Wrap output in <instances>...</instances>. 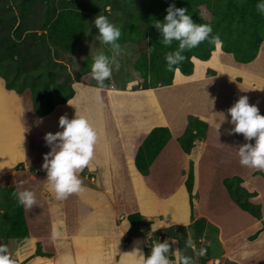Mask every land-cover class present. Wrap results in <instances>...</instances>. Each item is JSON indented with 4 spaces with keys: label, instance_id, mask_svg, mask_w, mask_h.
<instances>
[{
    "label": "rangeland",
    "instance_id": "rangeland-1",
    "mask_svg": "<svg viewBox=\"0 0 264 264\" xmlns=\"http://www.w3.org/2000/svg\"><path fill=\"white\" fill-rule=\"evenodd\" d=\"M5 1L6 4L13 7L14 14H18L21 0ZM92 2L95 4L94 9L88 5L84 8L85 31L75 51L69 54L59 53L58 61L67 65L68 72L72 76L80 73L86 60L89 58L92 59L97 53L102 52L106 57L110 58L114 55L111 44H105L98 39L99 32L93 22L97 15L102 14L107 16L109 21L118 26L121 30L122 24L126 20L128 14H144L146 11V0H92ZM146 45V41H142L141 43L122 44L120 46L121 51L117 57L120 67L112 71L109 77L110 86L108 88L123 89V91L111 92L113 94L115 93L114 104L108 96L111 95L110 91L104 88L102 93L105 96L102 100V107L106 114L107 124H111L112 122L110 115H107L110 111L118 109V113L124 114V118H126L125 123L128 126L127 130L130 133L127 135V140H129L130 143L125 147V152L120 156V161L126 172L124 174V179H114L113 181V190H115L116 198L131 200L134 209L141 208V211L144 210L153 214H159L160 217L155 218V223L162 221L160 226H163L167 223L168 219L186 222L189 217V209H191L190 201L189 203L188 201H184L181 195L183 192L182 184H179L177 179L173 180V186L164 184L162 180L159 184L161 192L159 195L156 194L157 208L152 207V200L149 195L150 186L144 178V175L136 170H132V174L127 172L128 164H131V169H134L132 163H130V161H133L131 152H133L137 142L140 144L142 143V138L145 136L146 131L159 126V124L166 126V122H168L170 128L180 129L184 132L192 118L196 117L202 119L205 115L210 116L208 109L211 107L210 95L212 91L211 89L206 90L204 87L214 88L215 83L212 86L208 85L204 87H200L201 85L198 87V83L180 85L179 82H182L180 80H184L186 76L178 71L176 73L177 82L175 86L153 87L147 89L145 92L138 91L142 89L143 79L139 73L135 71L133 63L139 56V53L142 52L143 47L145 49ZM215 51L218 52L212 60H209V65L210 67H214L216 72L225 73L220 76L218 88L215 87L216 104L214 106V117H212L211 120H213L214 123L217 122L216 127L220 129H225L227 125L234 127V124L230 123L231 118L228 112L226 116V109L231 107L242 95L247 96L248 103L250 105L255 104L259 113L264 115V79H259L260 74H262L264 78V57H262L264 53V43L261 45V50L257 59L253 64L245 67L237 66L233 55L222 51L220 47ZM260 58L262 60H260ZM194 63L195 68L193 74L198 76V74L201 73L202 67L198 63V59H194ZM53 69V65L45 60L42 68L36 75L41 73L47 76L48 71ZM234 72L240 73V75L238 74L236 76V80L227 78L228 75H234ZM243 74L248 76L252 82L248 80L247 83L243 84ZM82 80H87V82L97 86L100 85L91 74L82 76ZM254 83L256 84L255 86H253ZM75 84L74 86L80 93L79 100L82 102V106L86 107L87 110L89 109L88 111L91 114H95L96 110H98L96 101L87 99L84 92L81 94V87L85 85L86 82H76ZM79 84L81 86L78 87ZM31 104L32 97L29 90L21 94L9 91L5 88L4 81L0 79V226L6 218L5 209L2 205L5 200L3 190L5 187L12 185V178L9 179L10 177L7 175L11 173V170H13L19 160L22 159L21 155L31 157L38 146L40 127L43 128L44 125L49 132L55 133L62 130L58 123L60 116L63 115L70 119L67 115L70 109L69 104L58 106L55 108V111L53 110L54 112L52 111L53 113L51 115L39 120L33 113L26 110L30 108ZM221 104L223 106H221ZM146 117L149 118V121L146 120ZM24 120H28V127L24 126ZM125 123L120 124L123 126ZM55 127H58V129ZM208 131L209 124L207 134ZM133 132L137 133V137L131 136ZM197 143L200 144L202 142L198 141ZM113 151L116 153V151L120 150L116 147ZM86 168L87 174H96L97 172V169H95L91 161ZM15 170L22 169L15 168ZM41 171H44V173L46 172L44 169L42 170V167H35V170L32 172L41 174ZM83 172L85 173L84 169ZM79 173H81V171ZM165 181L170 182L167 179ZM253 185H255L259 194L258 197L254 198V201L261 205L264 214V179L256 176L247 179L244 183V186L248 190H251ZM183 187H185V185ZM223 187L225 188L224 185ZM172 192L173 195H171ZM198 193L195 209L198 206V212H206L207 210L209 216L214 215L215 221H217L216 219H218L219 216H221L222 219L226 216L224 219L229 218L228 223L233 226L232 228H234L235 231H238V227H242L243 221L246 222V220H243L246 218V215H249V217H252L255 221L257 220L251 216V214L239 208L237 204L234 208L228 207L223 199L224 197L219 193L213 196L202 194L200 190H198ZM170 202H173V204H170ZM141 211L138 212L142 214ZM239 211L243 213L242 216L245 217H241ZM50 214L53 216L55 222H57V226H60V232H64L65 234L67 232V220L65 219L67 215L61 210L53 211ZM191 217L192 214H190V218ZM243 228L246 230L245 226ZM162 229L164 228L155 230L153 233L152 231L147 232L146 241L143 243V254L145 258L147 254L150 256L154 244L167 242L171 244L172 248L168 249L163 255L169 261V264H184V261L178 258L177 253H179V257H189V264H202L201 253L205 250H209L210 252V260H208L206 264H233V262H230L228 259L226 260L228 257L224 255L220 257L222 248L218 241V237H216V229L214 227L207 226L204 234H201L198 238L194 231V225L179 226L176 229L172 228V232L170 230L166 234L160 232ZM49 230V228L48 231L44 229V235L49 237ZM239 239L241 240L242 238L239 237ZM189 240H191V245H189ZM37 241L40 240H38L36 236H32L23 242L17 239H4L0 233V244L7 246V251L12 260L17 259L18 261H23L33 253ZM47 249L50 250V247L48 246ZM51 252L53 253L52 259L38 256L30 259L25 264H67L65 261L67 255L74 256L75 258L72 260L81 264L85 261V255L87 254L83 252V244H75L70 248L68 242L56 243ZM72 262L68 264H72ZM105 264H107V262H105Z\"/></svg>",
    "mask_w": 264,
    "mask_h": 264
},
{
    "label": "trees",
    "instance_id": "trees-1",
    "mask_svg": "<svg viewBox=\"0 0 264 264\" xmlns=\"http://www.w3.org/2000/svg\"><path fill=\"white\" fill-rule=\"evenodd\" d=\"M8 1V0H7ZM0 0V79L5 88L18 94L29 90L32 97V112L34 116L45 117L57 106L67 104L76 94L74 84L86 82L82 76L91 74L92 59L86 60L81 72L72 76L67 65L58 61L59 53L69 54L75 51L85 31V6L93 9L92 0H21L18 14H14L13 7ZM264 0H146L144 14H128L121 27V35L116 43H141L147 45L135 59L133 67L143 79L142 89L147 90L158 86H169L173 83L177 71L185 76L194 72V58L201 61L211 59L217 47L208 40L202 41L195 48L186 50L185 59L173 70L166 68L165 53L174 49L178 44L173 41L165 46L161 43L162 33L155 27L154 21L164 22L166 8L169 4L183 7L186 14L194 23L209 24L212 27L210 35H219L222 43L220 48L233 55L236 62L249 64L256 60L264 42V16L256 10L255 5ZM151 47L153 51L148 53ZM264 55V53H263ZM262 55V57H264ZM261 57V58H262ZM110 58V57H109ZM260 58V60H262ZM53 65L47 76L36 75L44 61ZM259 60V61H260ZM110 79L106 78L99 87L108 88ZM208 123L196 117L190 120L183 134L178 138L182 149L193 154L195 141L204 140L207 136ZM171 139V131L167 126L152 128L139 145L134 165L136 170L147 175L150 167L158 158L162 150ZM254 143L255 138H252ZM195 160L190 161L188 175L185 181L189 194L192 219L195 218ZM24 169L23 162L15 166ZM34 171L35 168H30ZM254 175L264 179V171L257 169ZM223 183L232 200L243 211L250 213L257 219H262L263 211L260 204L254 201L256 191H249L244 186V179L238 175L226 177ZM17 186L5 187L3 207L6 218L0 226V233L4 239H17L21 242L30 238V229L26 220L25 208L19 205L11 193ZM132 224L144 222L140 212L126 216ZM4 226V227H3ZM206 219L200 217L195 220L194 231L196 237L205 232ZM172 228H164L161 233L166 234ZM264 230V225L252 236L254 240ZM172 246L169 243V248ZM51 258L53 254L43 249L41 241L36 242V248L23 261L14 259V264H25L34 257ZM149 255H146V258ZM202 264L210 260L209 250L201 253Z\"/></svg>",
    "mask_w": 264,
    "mask_h": 264
},
{
    "label": "crops",
    "instance_id": "crops-1",
    "mask_svg": "<svg viewBox=\"0 0 264 264\" xmlns=\"http://www.w3.org/2000/svg\"><path fill=\"white\" fill-rule=\"evenodd\" d=\"M217 52L218 51H214L210 60L215 57ZM253 62L249 64L236 62L235 64L237 66L245 67L253 64ZM198 63L202 67L201 73H199L198 76L194 74L186 76L184 80H180L182 82H179V84L198 83V87L199 85H201L200 87H204L208 85L212 86L215 83L214 86L218 88L220 76L225 73L216 72L214 67H210L209 60H198ZM238 74L240 75L239 72H234V75H228L227 78L236 80ZM242 76L243 84L250 80L248 76H245L244 74ZM259 79H264L262 74H260ZM176 82L177 79L175 74L174 81L171 85L175 86ZM255 85L256 84L254 83L253 86ZM79 86L81 85L79 84L78 87ZM215 87H204V89H211L212 91L210 95L211 107L208 109L210 116L205 115L201 119H204V121L209 124V131L204 140L195 141L193 154L186 153L179 143L178 138L183 134L182 130L172 129L170 128V124L166 122V126L169 127L171 131V139L150 167L148 174L144 175V178L150 186L149 195L152 200V207L157 208L156 194L159 195L161 192L159 184L162 180L164 184H170L173 186V180L177 179L179 184H182L183 192L181 195L183 196L184 201H188L189 203L190 199L185 181L188 175L190 161L192 159L195 160L196 165L194 188L195 204L197 203L196 197L199 195L198 190H200L202 191V194L210 196H213L214 194L216 195V193L221 194L228 207L234 208L236 207V203L231 199L226 187H223L224 178L238 175L244 179L245 183L247 179L256 177V175H254V172L257 170L256 168L243 166L239 163L240 146L245 143L254 144L252 138L246 139L242 133L231 131L233 126L227 125V127H225L227 130L217 128V122L214 123V121L211 120V118L214 117V106L216 104ZM81 88V94L84 92L87 99L96 101L98 110H96L95 114H91L88 111L89 109L87 110L86 107H83L82 102L79 100L80 93L75 87L76 94L74 98L70 100L72 105H70L69 113L67 115L72 119L77 112L79 115L85 116L88 122L96 129L97 141L94 145L93 156L90 161L94 164L97 172L96 174H87V168L85 166V173L83 172V169L81 170V173H79L82 182V191L69 194L62 201H56L45 189L47 170L42 167V164L44 162V154L51 150V145L47 144L44 139L45 133H48L49 130H47L44 125L43 128L40 127L38 146L35 151L32 153L31 157L21 155L22 161L19 160L18 162H23L25 169L15 170L14 168L11 170V173H8L9 175H7L10 177L9 179L12 178V185L17 186V188L20 189L32 190L35 194L36 203L31 208H25L26 220L30 229V237L36 236L37 239L42 242L43 249L47 252H51L56 243L68 242L70 248L75 244H83V252L87 254L85 255V261L81 264H105V262H107V264H135V259H139L140 253H136L135 259L131 253L134 249H139L140 252L143 253V243L146 241L147 232L152 231L153 233L160 228L176 229L179 226L194 225L195 220L204 217L206 219V227L210 226L216 229V237H218V241L222 248L220 257L222 255L228 257L226 260L228 259L230 262H233V264H264V230L257 238L251 240V236L263 227L264 214L262 219L256 218V221L252 217H249V215H246L248 221L246 218L243 219L246 220V222L243 221L242 227H238V231H235V229L232 228L233 226L228 223L229 218L224 219L226 216H224L223 219L219 216L218 219H216L217 221H215L214 215H210V217L207 210L206 212H198L197 206L194 219H192V217L190 218L191 209H189V217L186 222L168 219L166 224L153 229L152 224L155 223L156 217H160L159 214H153L144 210L141 211V208L134 209L131 200L117 199L115 190H113V181L114 179H124V174L126 172L120 161V156L125 152V147L130 143L129 140H127V135L130 133L127 130L128 126L125 123L126 118H124V114L118 113V109H114L110 111V113H107L112 119L111 124H107L106 114L102 107V100L105 96L102 93L104 88L99 86L93 87V85L90 86L87 83ZM107 89L111 94L108 95L109 98L115 104V93L113 94L111 92H121L123 89ZM138 91L145 92L146 90L141 89ZM221 106L223 105L221 104ZM26 110L33 113L32 105ZM49 115L45 117H35L39 120L44 119ZM148 119L149 118L146 117L147 121H149ZM24 122V126L28 127V120H24ZM119 122L125 124L121 126ZM159 126H162V124H159ZM55 128L58 129V127ZM150 130L146 131L145 136ZM131 136L137 137V133L133 132ZM145 136H143L142 139H144ZM198 141L202 143L198 144ZM139 145L140 143L137 142L133 152H131L133 161H130V163H132L134 169H131V164H128L127 169V172H130L131 174L132 170H136L134 157ZM115 146L120 151H116L115 153L113 151L116 148ZM35 167H42V170L44 169L46 172L44 173V171H41L40 174L29 170V168ZM164 179H167L170 182L165 181ZM184 185L185 187H183ZM249 191L257 192L255 185H253ZM171 195H173V192ZM258 196L259 194H257L256 197ZM171 203L173 204V202H170V204ZM57 210L64 211L65 215H67V218L65 217L67 220V232L65 234L64 232H60V226H57V222H55L53 216L50 214ZM138 211L142 212L144 222L135 225L130 224L126 219V216ZM239 213L241 212L239 211ZM242 214L243 213H241V217H245L242 216ZM54 225L59 232V235L55 239L52 238ZM244 226L246 227V230L243 228ZM48 228L50 229L49 237L43 233L44 229L48 231ZM239 237L242 239L240 240ZM48 246L50 247V250L47 249ZM66 257L65 261L67 264L71 263L73 261L72 259L75 258L70 255H67ZM72 264L78 263L73 261Z\"/></svg>",
    "mask_w": 264,
    "mask_h": 264
},
{
    "label": "clouds",
    "instance_id": "clouds-1",
    "mask_svg": "<svg viewBox=\"0 0 264 264\" xmlns=\"http://www.w3.org/2000/svg\"><path fill=\"white\" fill-rule=\"evenodd\" d=\"M110 7V6H109ZM256 10L264 16V3L255 5ZM94 25L98 29L100 39L105 44H111L114 55L109 58L102 52L92 57L90 71L92 77L102 85L106 78L111 76L113 70L119 69L120 64L117 57L121 48L116 40L121 35L120 28L109 21L107 16L99 14L94 18ZM155 27L162 33L161 43L165 46L177 41L176 47L165 53L166 68L173 70L185 59L183 53L186 50L195 48L202 41L208 40L217 48L222 41L219 35H210L212 27L209 24H197L192 21L190 15L186 14L183 7H175L169 4L166 8L164 22L154 21ZM148 53L153 48L147 49ZM69 105L70 99L67 100ZM230 114V123L234 124L231 131L242 133L246 139L255 138L254 144L245 143L239 148V163L243 166L256 168L264 171V115H261L255 104L248 103V97L240 96L236 102L227 109ZM59 126L62 130L55 133H45L44 139L51 145V150L44 154L42 167L47 170L45 182L46 191L53 196L56 201L64 200L69 194L82 191V182L79 172L89 166L93 156L94 145L97 141V131L88 122L85 116L77 112L72 119L66 116L59 117ZM55 142V143H53ZM12 197L24 208H31L36 203V197L32 190L17 188L11 193ZM162 224V221L152 224L155 229ZM59 235L55 225L53 226L52 238ZM191 245V240H189ZM167 242L153 245L150 256L145 258L139 249H134L131 253L136 256L139 252V259H135V264H169L163 255L168 251ZM184 264H189V257H179ZM0 264H14L7 246L0 244Z\"/></svg>",
    "mask_w": 264,
    "mask_h": 264
},
{
    "label": "bare ground",
    "instance_id": "bare-ground-1",
    "mask_svg": "<svg viewBox=\"0 0 264 264\" xmlns=\"http://www.w3.org/2000/svg\"><path fill=\"white\" fill-rule=\"evenodd\" d=\"M229 91V90H228Z\"/></svg>",
    "mask_w": 264,
    "mask_h": 264
}]
</instances>
